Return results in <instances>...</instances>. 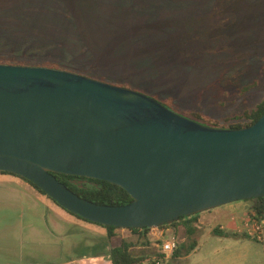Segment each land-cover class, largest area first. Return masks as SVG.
Here are the masks:
<instances>
[{"label":"water","instance_id":"obj_1","mask_svg":"<svg viewBox=\"0 0 264 264\" xmlns=\"http://www.w3.org/2000/svg\"><path fill=\"white\" fill-rule=\"evenodd\" d=\"M0 173L31 182L90 223L160 229L264 198V115L248 128H215L133 89L0 64ZM55 175L108 182L133 202L93 203Z\"/></svg>","mask_w":264,"mask_h":264},{"label":"rangeland","instance_id":"obj_2","mask_svg":"<svg viewBox=\"0 0 264 264\" xmlns=\"http://www.w3.org/2000/svg\"><path fill=\"white\" fill-rule=\"evenodd\" d=\"M81 1L87 3L84 19L90 28L83 20L78 22L74 17L73 5L80 6ZM208 2V0L182 2L0 0V64L33 67L43 59L56 58L66 63L89 66V62L97 57L96 54L100 55L102 50L122 32L146 24L202 17L210 13L214 5ZM259 2L264 0H242L240 9ZM229 6L231 9L235 4L230 3ZM235 16L237 14L229 17L231 22ZM260 24L262 26L264 24V13H260ZM80 26L83 27L84 33ZM147 37L135 39L118 53L121 54L140 43L142 45L153 43L164 36L152 33ZM91 43L93 44L90 45ZM203 53L207 52L202 51L201 58L196 62L183 57L176 61V67L166 68L162 72L156 66L152 67L146 72L154 73L153 81H147L148 84L142 93L160 102L164 99H173L178 108L176 112L193 120V116L189 115L191 112L219 121L221 124H225L226 117L241 115L261 103L264 99V27L262 29L257 27L253 35L245 34L240 39L230 42V45L223 46L219 52L207 53L206 59L202 57ZM101 56L105 63L108 61L112 63L108 55L102 53ZM202 59H205L206 64L201 62ZM139 63L120 62L105 67L102 72L107 78L120 81L122 73L117 68L127 64L135 72L132 74L133 77L137 78L136 64ZM246 87H250L251 90L243 94ZM189 90L192 93V97L189 95L191 103L186 99ZM183 94L185 96L182 98ZM248 206L251 208L252 203H248ZM221 210L222 208H218L211 211L218 214ZM214 219L212 218L211 223L207 222V226L216 225ZM33 228L38 230L34 236ZM94 229L99 234H104L107 230L71 215L24 180L0 174V242L7 241L13 252L21 248L22 241L39 242L42 247L44 243L52 241L100 242L101 237L90 232ZM60 232L69 234L67 237L58 236ZM208 234L206 232L204 241L200 242L210 246L205 245L202 252L193 255L192 258L198 259L209 255L213 246L220 250V257L239 256L241 253L238 239L219 240L218 237H211ZM175 238L178 242L186 238L185 231H182L180 237L177 235ZM198 239L196 237V240ZM168 240L164 238L163 243ZM13 252L9 255L0 254V264H18V256ZM158 254L162 256V253ZM73 259L81 262L91 259V256L76 254ZM43 261L44 256H42L44 264ZM169 264L176 263L171 261Z\"/></svg>","mask_w":264,"mask_h":264},{"label":"trees","instance_id":"obj_3","mask_svg":"<svg viewBox=\"0 0 264 264\" xmlns=\"http://www.w3.org/2000/svg\"><path fill=\"white\" fill-rule=\"evenodd\" d=\"M74 2V0H72ZM176 2H182L184 0H174ZM208 3L214 4L210 13L204 16H195L183 20H168L165 22H158L155 24H146L144 26H137L128 29L117 36L115 40L110 42L101 52L100 55L90 61L89 66L75 65L74 63H66L56 58L43 59L41 63L38 62L33 67H47L53 69H60L75 72L90 78H94L100 81L111 83L117 86L133 89L139 92H144L147 81L152 80V73L146 72L152 67L164 71L166 68L176 67V61L180 58H186L191 61H198L201 57L202 51L210 53L219 52L223 49V46L230 45V42L240 39L245 34L253 35V32L258 27L262 29L264 24H260V13H264V2H259L256 5H246L242 10L240 9V2L242 0H208ZM234 3L235 7L229 9V4ZM73 5V4H72ZM87 3L81 1V5H73V14L75 19L79 22L83 20L85 22L87 10ZM83 9H82V8ZM237 14L235 19L231 22L229 17ZM88 27L89 24L85 22ZM105 25L104 22H102ZM88 27H86L88 29ZM90 28V27H89ZM82 33H84L83 27L80 26ZM156 33L162 34L163 38H159L153 43L142 45L137 44L130 49L125 50L121 54L118 53L126 44L133 42L135 39L148 38L147 36ZM172 33V34H170ZM221 35V36H220ZM145 37V38H144ZM151 38V37H150ZM89 40V39H88ZM91 43L90 45H92ZM102 53L108 55L112 63L109 61L105 63L102 59ZM207 53H203L206 59ZM205 59H202V63L206 64ZM140 62L136 64L137 78L133 77L135 74L133 69H130L128 65L118 66L117 70L122 73L120 81L107 78L103 74L102 69L112 64L120 62ZM146 63V65H145ZM27 66V65H22ZM154 71V70H153ZM129 73V76H127ZM150 74V75H149ZM134 78V79H133ZM114 80L115 82L111 81ZM119 82V83H116ZM250 87L243 89V94L250 92ZM187 101L191 99L192 93L189 90ZM191 95V97L189 96ZM182 98L185 96L181 95ZM173 99H164L162 103L169 109L176 112L178 110ZM192 102V100L188 101ZM195 105V104H194ZM198 106V105H196ZM194 107V106H193ZM193 116L194 120L199 122H205V125L215 128L224 129H242L248 128L256 124L264 115V99L259 103L256 108L252 110H246L241 115L235 117H226L225 124H221L219 121L202 117L201 115L191 112L189 114ZM204 124V123H203ZM2 175H10L20 178L38 190L40 193L48 197L43 193L36 185L31 182L15 176L9 173H0ZM57 179L67 186L72 192L80 196L81 198L91 201L99 205L106 206H125L133 202V198L119 186L110 184L108 182L91 180L86 178L71 177L64 175H55ZM49 198V197H48ZM50 199V198H49ZM252 203V209L259 216L264 214V198L248 201ZM66 211V210H65ZM69 213V212H68ZM71 214V213H70ZM73 215V214H71ZM200 215V214H199ZM199 215L192 217H186L180 219L178 222L165 225L160 229L174 228L184 225L186 230V242L178 247L174 252L173 257L188 256L198 246V228L196 224L198 222ZM79 219L80 217L73 215ZM83 220V219H81ZM85 221V220H84ZM88 222V221H86ZM90 223V222H88ZM93 224V223H91ZM96 225V224H95ZM100 226V225H97ZM109 232L118 230L113 227H104ZM151 229L144 230H132V232H150ZM218 234V230L215 231ZM133 246L128 243H124L121 248L114 249L111 253V261L113 264H142L143 259L136 258L130 252Z\"/></svg>","mask_w":264,"mask_h":264},{"label":"crops","instance_id":"obj_4","mask_svg":"<svg viewBox=\"0 0 264 264\" xmlns=\"http://www.w3.org/2000/svg\"><path fill=\"white\" fill-rule=\"evenodd\" d=\"M9 181V180H6ZM251 202H238L228 206L221 207L222 210L218 214L209 212V214H200L196 227L198 228V242L204 241L206 232L211 237L221 239H238L240 243L239 256L220 257V250L212 247V252L198 259L192 258L193 255L201 253L205 245L200 242L196 249L188 256L167 257L161 253V246L164 238L172 239L175 236H181L182 231L186 230L184 225L178 226L176 229L168 228L153 229L148 233L132 232V230L118 229L114 232L105 231L104 234H99L95 229L90 231L91 234L101 237V241L87 240L86 242H70V241H55L41 243L35 241H22L21 248L14 251L18 256V264H43L42 256H44V264H113L111 261V253L114 249H119L124 243L131 244L130 249L132 255L136 258L143 259L142 264H156L158 259H164L161 264H169L175 261L176 264H264V244L244 236L238 232L244 219L247 218L252 207L248 206ZM249 207V209H247ZM215 218L217 224L213 227L207 222H212ZM100 227V226H99ZM217 228V229H216ZM219 228V229H218ZM218 230V234L215 231ZM38 233L37 229L32 230L33 236ZM88 233V231H87ZM69 233L60 232L58 236L67 237ZM243 239V240H241ZM251 241V242H248ZM186 242V238L178 242V247ZM254 244L255 246H251ZM10 244L7 241L0 242V254L9 255ZM160 250V252H159ZM83 251V252H82ZM13 252V253H14ZM82 252V253H81ZM81 254L83 256H91V259L86 261H75L73 256ZM150 254V255H146Z\"/></svg>","mask_w":264,"mask_h":264},{"label":"built area","instance_id":"obj_5","mask_svg":"<svg viewBox=\"0 0 264 264\" xmlns=\"http://www.w3.org/2000/svg\"><path fill=\"white\" fill-rule=\"evenodd\" d=\"M238 232L244 236L264 244V214L258 215L255 211H250L246 219L243 220ZM178 249V240L176 238L165 241L161 246V253L165 260L170 257ZM164 259H158L156 264H161Z\"/></svg>","mask_w":264,"mask_h":264}]
</instances>
